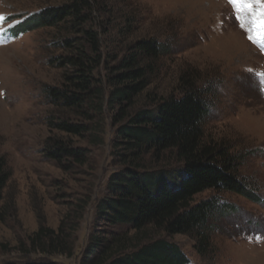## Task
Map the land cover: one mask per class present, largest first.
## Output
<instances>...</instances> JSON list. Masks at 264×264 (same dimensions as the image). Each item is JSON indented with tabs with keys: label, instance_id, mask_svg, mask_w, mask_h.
I'll use <instances>...</instances> for the list:
<instances>
[{
	"label": "rangeland",
	"instance_id": "obj_1",
	"mask_svg": "<svg viewBox=\"0 0 264 264\" xmlns=\"http://www.w3.org/2000/svg\"><path fill=\"white\" fill-rule=\"evenodd\" d=\"M65 1L0 0V15L6 18L0 23V151L13 171L5 192L8 216L0 223V264H81L91 235L105 228L96 214L109 194L108 179L123 167L109 112L104 120L87 122L92 130L80 137L50 131L54 119L84 121L54 107L47 96L49 87L65 82L56 59L68 54L62 44L75 36L63 26L21 34L18 24ZM100 2L115 8L113 16L106 11L95 22L100 31L110 29L102 35L110 55L125 53L112 38L132 23L138 32L122 38L124 47L146 38L158 39L168 50L152 91L177 95L179 74L189 67L200 71L201 88L212 92L207 136L241 157L240 180L253 196L208 191L196 198L221 201L208 225L211 245L202 252L196 237L168 240L182 249L188 264H264V77L259 75L264 73V43L248 40L247 27L240 28L228 0ZM131 16V22L125 20ZM58 140L82 149L81 162L52 160L49 153ZM145 163L151 171L180 166L173 153L149 155ZM64 222L74 244L72 257L32 250L29 238L40 225L58 231Z\"/></svg>",
	"mask_w": 264,
	"mask_h": 264
},
{
	"label": "trees",
	"instance_id": "obj_2",
	"mask_svg": "<svg viewBox=\"0 0 264 264\" xmlns=\"http://www.w3.org/2000/svg\"><path fill=\"white\" fill-rule=\"evenodd\" d=\"M106 11L111 17L115 8L103 7L100 0H66L23 19L19 28L23 34L63 26L75 36L62 44L68 54L56 59L65 71V82L61 88L49 87L47 96L54 107L84 121L54 119L50 131L80 137L92 130L87 122L104 120L109 112L116 131L113 144L123 150L117 153L123 167L108 179L109 194L97 208V221L105 228L91 235L81 264H188L182 249L168 239L193 236L200 252L209 248V221L221 201L215 197L197 202L196 198L212 191L252 199L240 180L243 163L233 147L207 136L212 92L201 88L200 71L189 67L179 74L177 95L152 91L168 50L158 39L146 38L124 47L122 38L138 32L132 23L120 27L112 38L125 53L110 55L102 38L110 29L100 31L95 26ZM164 153H173L180 166L151 171L146 157ZM49 157L58 163L64 159L79 163L84 151L58 140ZM12 175L0 151V223L8 216L5 192ZM67 231L65 222L58 231L40 225L29 238L32 250L72 257L74 244Z\"/></svg>",
	"mask_w": 264,
	"mask_h": 264
},
{
	"label": "snow or ice",
	"instance_id": "obj_3",
	"mask_svg": "<svg viewBox=\"0 0 264 264\" xmlns=\"http://www.w3.org/2000/svg\"><path fill=\"white\" fill-rule=\"evenodd\" d=\"M235 12V19L239 21L241 29L247 27L248 40L253 43H264V0H228ZM6 18L0 15V23ZM3 30L0 29V38ZM264 77V73L259 74ZM264 91V88L261 89ZM260 239L259 236L256 237Z\"/></svg>",
	"mask_w": 264,
	"mask_h": 264
}]
</instances>
